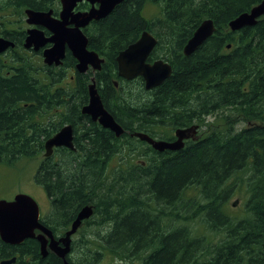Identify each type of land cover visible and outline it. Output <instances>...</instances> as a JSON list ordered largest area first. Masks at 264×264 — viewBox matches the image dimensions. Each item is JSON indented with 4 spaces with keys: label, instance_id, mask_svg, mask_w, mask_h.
<instances>
[{
    "label": "trees",
    "instance_id": "trees-1",
    "mask_svg": "<svg viewBox=\"0 0 264 264\" xmlns=\"http://www.w3.org/2000/svg\"><path fill=\"white\" fill-rule=\"evenodd\" d=\"M261 1L123 0L82 30L103 64L78 74L69 52L51 67L23 48L24 10L57 15L59 0H2L0 11L12 8L19 20L14 27L0 21V36L14 44L0 55V163L40 158L34 181L51 204L42 224L55 237L81 208L92 207L78 233L97 230L95 238L74 239L69 263L99 264L110 254L140 264H264V16L252 28L228 27ZM147 5L161 13L144 18ZM89 8L84 2L75 10ZM205 19L214 22V34L185 57ZM144 31L157 39L148 61L163 59L172 69L152 90L141 78H120L116 63ZM92 79L124 130L119 138L81 113ZM69 125L75 151L58 148L56 160L44 158L45 141ZM194 125L198 138L177 152L159 153L132 136L170 142L175 130ZM114 157L119 164L109 172ZM243 181L245 215L232 218L224 206ZM14 257L15 264H62L52 252L43 259L35 240L10 246L0 239V262Z\"/></svg>",
    "mask_w": 264,
    "mask_h": 264
},
{
    "label": "water",
    "instance_id": "water-1",
    "mask_svg": "<svg viewBox=\"0 0 264 264\" xmlns=\"http://www.w3.org/2000/svg\"><path fill=\"white\" fill-rule=\"evenodd\" d=\"M122 1L59 0L61 9L58 17L53 16L52 10L38 12L28 9L25 11V21L31 28L26 30L23 48L33 52L42 50L41 55L46 66H61L66 51H69L77 61L75 70L78 74H85L88 70L100 71L103 59L95 52L88 50V39L82 30L91 22L107 17ZM83 2L88 3L90 8L84 12L75 11L76 6ZM263 16L264 0L252 7L249 12L241 13L232 19L228 27L231 32L252 28ZM45 31L49 33L48 37L45 36ZM214 32V22L211 19L203 20L185 44L183 55L188 57L196 52ZM47 44L50 46L45 47ZM156 44L157 39L148 31H144L135 43L119 52L116 58L118 76L126 81L141 78L146 90L160 87L170 78L172 69L165 60L148 61ZM13 47L14 44L11 41L0 37V55ZM227 48L229 49L230 46ZM81 113L89 117L91 122L112 132L116 138L124 133L123 128L104 108L93 79L88 86V103L82 107ZM197 130V125L186 129H177L174 132L175 140L170 142L152 139L143 133H134L132 136L148 144L159 153L177 152L183 149L184 141L198 138ZM58 148L75 151L74 130L70 125L63 127L45 141L44 158L51 157L53 150ZM92 214V207L81 208L65 236L56 240L51 230L41 223L39 207L35 200L27 195L18 194L11 201H0V239L10 246H17L27 239L35 240L40 245L43 259L49 252H52L63 261V264H70L66 258L71 250V237L85 220L92 217ZM15 262L16 258L14 257L3 260L0 264H15Z\"/></svg>",
    "mask_w": 264,
    "mask_h": 264
},
{
    "label": "rangeland",
    "instance_id": "rangeland-1",
    "mask_svg": "<svg viewBox=\"0 0 264 264\" xmlns=\"http://www.w3.org/2000/svg\"><path fill=\"white\" fill-rule=\"evenodd\" d=\"M2 0H0V4ZM2 6V5H1ZM161 13V8L159 6L147 5L143 12L142 16L146 19H151L158 16ZM23 20L22 25L25 28V32L30 27L26 24V15H21ZM18 15L14 12V9L9 8L6 11H0V21L6 23L8 27H14L15 22L18 21ZM14 22V25H13ZM1 29V28H0ZM31 53L30 51H28ZM32 56V55H30ZM163 60V59H162ZM67 77H71L69 73ZM71 85V84H70ZM195 126V125H194ZM50 158V157H49ZM53 159L56 160L57 156H53ZM39 159H19L15 161L12 165H5L0 163V201H11L16 195L23 194L31 197L35 200L39 207L40 218L44 219L50 212V203L43 190V188L37 185L34 181V176L39 165ZM119 159L114 157L110 163L109 172L116 167H118ZM233 181L228 182L227 186H232ZM248 198V191L246 190V183L238 182L231 190L229 194L228 202L225 204V212L232 218H239L245 215V202ZM96 231H86L79 232V235H75L72 239H79L81 236L85 235L86 237L95 238ZM206 235L209 234L208 231H204ZM100 233H103L101 230ZM220 236H215L214 241L218 240ZM99 264H140L139 260H129L119 261L113 258L110 254H105L101 263Z\"/></svg>",
    "mask_w": 264,
    "mask_h": 264
},
{
    "label": "flooded vegetation",
    "instance_id": "flooded-vegetation-1",
    "mask_svg": "<svg viewBox=\"0 0 264 264\" xmlns=\"http://www.w3.org/2000/svg\"><path fill=\"white\" fill-rule=\"evenodd\" d=\"M60 9H61V7H60V4H59V11H60ZM26 10H28V9H26ZM25 11V10H24ZM59 11H58V14H59ZM38 12H47V11H38ZM58 14L57 15H53L54 17H58ZM45 33V36H49V33L48 32H44ZM47 33V34H46ZM1 37V36H0ZM3 38V37H2ZM50 46V44H47L45 47H49ZM10 50V49H9ZM9 50H7L4 54H7L8 52H9ZM28 51H30V52H32V53H34L33 51H31V50H28ZM66 52H69V51H66ZM37 53H40V55L42 54V50H40L39 52H37ZM65 55H66V53H65ZM76 61V60H75ZM76 64H77V61H76ZM75 64V65H76ZM52 67V66H51ZM53 67H55V66H53ZM59 67V66H58ZM75 68V67H74ZM91 68V67H90ZM91 71V70H90ZM88 72V71H87ZM85 106V105H84ZM198 132H199V130H197V133H196V135H197V137H198ZM173 136H174V133H173ZM174 140H175V136H174ZM186 141H188V140H186ZM186 141H184V145H185V142ZM54 151V150H53ZM54 153V152H53ZM53 156V155H52ZM51 156V157H52ZM50 203V202H49ZM50 211H51V204H50ZM49 211V212H50ZM40 220H41V223H42V219L40 218ZM49 229V228H48ZM70 229V228H69ZM68 229V230H69ZM52 232V231H51ZM67 232V231H66ZM66 232H64L62 235H60V236H58V237H55L54 235V238L56 239V240H58V239H60V238H62V237H64L65 236V234H66ZM36 233H38V232H36ZM53 234V233H52ZM75 235H79V233H78V231L71 237V239H73L74 237H75ZM73 241V240H72ZM72 243L73 242H71V245H72ZM71 250H72V246H71ZM71 250H70V252H71ZM70 252H69V254H70ZM61 260V259H60ZM61 262H62V264H63V261L61 260Z\"/></svg>",
    "mask_w": 264,
    "mask_h": 264
},
{
    "label": "bare ground",
    "instance_id": "bare-ground-1",
    "mask_svg": "<svg viewBox=\"0 0 264 264\" xmlns=\"http://www.w3.org/2000/svg\"><path fill=\"white\" fill-rule=\"evenodd\" d=\"M200 128V127H199ZM199 130V129H198ZM71 264V263H70Z\"/></svg>",
    "mask_w": 264,
    "mask_h": 264
}]
</instances>
